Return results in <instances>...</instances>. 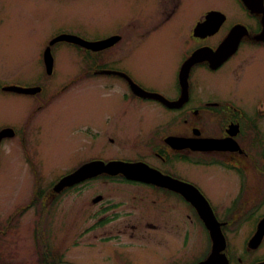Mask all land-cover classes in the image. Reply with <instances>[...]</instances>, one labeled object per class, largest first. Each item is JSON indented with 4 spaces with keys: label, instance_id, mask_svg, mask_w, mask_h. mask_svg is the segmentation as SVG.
<instances>
[{
    "label": "rangeland",
    "instance_id": "rangeland-1",
    "mask_svg": "<svg viewBox=\"0 0 264 264\" xmlns=\"http://www.w3.org/2000/svg\"><path fill=\"white\" fill-rule=\"evenodd\" d=\"M183 3L186 22L199 20L208 9L221 10L229 20L237 15L235 0H184ZM143 5V0H0V77L10 81L46 77L41 57L51 38L71 34L99 41L115 33L123 35L132 26L129 16H143ZM138 31L132 33L137 35ZM169 39L165 35L152 36L128 45L126 51L120 55L117 52L116 56H110V51L90 54L76 46L57 43L51 48L50 85L54 88L87 72L94 65L91 61L95 56L101 69H121L142 86L173 96L174 69L181 52L170 46ZM263 57L236 59L216 76L218 80L201 81V90L220 94H228L231 88L237 90L241 78L256 71L255 63L259 65ZM263 70L264 65L258 72L260 79ZM112 80L115 79L106 76L85 80L52 101L37 135L36 166L43 185L76 169L90 157H146L152 162L145 146L148 133L158 126L162 137L174 131H186L166 123L170 115L152 101L121 102L119 84ZM249 90L246 88L242 93L250 101L255 94ZM29 103L20 96H0V125L22 123ZM83 126L96 128L98 136L81 132ZM15 143V140L7 141L0 148V264H31L34 258H39L38 252L45 247L48 233L54 256L60 254L62 259L76 264H166L174 253L173 258L190 260V254L204 247L203 237L193 234L199 230L192 229L186 212L177 203L158 200L138 187L103 180L86 184L80 191L69 190L59 195L52 192L57 196L47 216L44 209L32 206L15 213L29 198L32 188L31 175ZM163 166L201 184L213 198H225L224 189L215 187L217 179L204 166L190 162ZM97 195L102 196L100 204L92 203ZM108 203L118 208L104 214ZM99 217L106 220L97 226ZM152 238H159L160 244ZM32 243H35V257ZM110 254L115 256L109 259Z\"/></svg>",
    "mask_w": 264,
    "mask_h": 264
},
{
    "label": "flooded vegetation",
    "instance_id": "flooded-vegetation-1",
    "mask_svg": "<svg viewBox=\"0 0 264 264\" xmlns=\"http://www.w3.org/2000/svg\"><path fill=\"white\" fill-rule=\"evenodd\" d=\"M183 2L184 0H143V16H129L132 26L125 30L129 34H126L125 31L123 35L115 33L111 37H118V39L109 49L104 50L110 51V56H116L117 52L120 55L122 51H126L128 45L138 44L152 36L165 35L170 38V46L176 47V50L181 52V59L176 61L179 64L174 69L173 89L175 94L173 96L142 86L130 74L121 69L115 71L125 74L126 77L116 74L88 75L94 72L87 71L65 80L64 83L56 85L54 88L50 85L53 81L51 75H45L46 77L41 75L37 79L24 81L15 79L10 81L0 77V96H20L30 102L22 123L0 125V131L5 128L13 131H10L12 136H5L0 140V148L4 142L15 140V146L23 155V165L32 178L29 198L15 213L24 210L27 206H32L44 209L46 215L48 208L57 196H53L51 193L54 181L43 185L40 169L36 166L39 140L37 135L42 130L41 119L48 113L52 101L64 96L76 84L99 76H106L115 79L112 81L118 82L121 89V102L146 103L145 101H152L158 108L160 107L170 115V119L166 123H170L175 128H186V131H174L175 133L162 137L159 131L160 126H158L150 134L148 133L145 146L148 148L147 154L150 159H153L152 162L146 157L138 159L110 157L105 159L96 156L86 159L81 164L92 160L143 162L165 176L190 184L207 202L205 203L194 190L188 194L194 198L195 202L198 201L203 206V213L208 214L206 221H209V224L204 222L201 210L198 211L196 206L181 193L164 187L131 181L121 175L96 176L72 188H67L61 193L64 194L69 190L80 191L86 184L103 180L107 183L138 187L148 191L152 196H156L158 200L177 203L186 212L192 229L195 227L199 230L194 231L193 234L203 237L204 247L190 254V260L182 261L179 257L173 258L176 255L174 253L166 264H264V76L261 79L258 76L260 68L264 65L263 15L250 11L241 0H235L238 6L237 15L232 20H229L221 10L208 9L203 12L199 20L195 21L194 19L195 22L192 23L193 21H185L182 12L186 10V7ZM164 16L166 18L163 20ZM161 19L163 20L162 24L159 23ZM203 23L204 25L197 28L198 24ZM135 29L139 30L137 35L132 33ZM236 41V50L216 69H211L208 61L190 67L187 77V96L183 97L185 99L177 108H169L157 98L140 97L132 90L131 82L145 92L159 95L168 102L180 101L182 88L179 74L182 64L197 50L209 49L214 52L220 46H226L230 42V45H233ZM120 43L122 44L119 45ZM83 51L86 50L83 49ZM101 52L94 54L99 55ZM256 56L263 57L259 65L258 62L255 63L256 71H251L247 76L241 78L237 90L231 88L227 91L228 94L206 93L205 90H201V81L210 83L218 80L216 76L224 69L229 68L236 59L247 57L246 59L249 60ZM94 59H96L95 56ZM41 60L43 61L42 57ZM10 86L39 87L40 91L32 95H24L7 91L6 88ZM246 88L255 94L252 95L254 98L250 101L242 93ZM200 92L206 94L203 95ZM80 131L98 136V131L93 127L85 128L83 126ZM169 137L189 140L190 147L172 146L167 142ZM31 143H34L32 148L29 147ZM172 162H190L196 166H204L208 171H211V177L215 176L214 178L217 179L215 187L224 189L225 198L215 199L204 190L201 184L187 176L171 171L169 167L164 168L163 165H169ZM69 172L71 171L63 174ZM154 201L156 200L154 199ZM100 202H102L100 195L92 199L94 204H100ZM105 207L104 214L110 211L115 212L118 208L116 204L112 203H108ZM14 216L15 214L11 218L13 219ZM98 220L97 226L106 219L101 220L99 217ZM33 235L37 238L36 233ZM46 235H48L46 237L48 241L45 243V247L39 250V258H34L31 264H76L62 259L60 254L54 256L51 249L50 233ZM152 239L160 244L159 238ZM186 239L185 235L183 244ZM34 246L35 243H32L34 252L32 255L35 257ZM113 256L115 254H110L108 257L111 259Z\"/></svg>",
    "mask_w": 264,
    "mask_h": 264
},
{
    "label": "water",
    "instance_id": "water-1",
    "mask_svg": "<svg viewBox=\"0 0 264 264\" xmlns=\"http://www.w3.org/2000/svg\"><path fill=\"white\" fill-rule=\"evenodd\" d=\"M244 5L252 12L262 13L263 15V24H264V6H263V0H242ZM203 24H198L197 28H200ZM264 35V32L262 36ZM264 37V36H263ZM118 39V37H111L100 41H86L80 37H77L75 35H69V34H60L56 37H54L46 47V49L43 52V63L45 66V71L48 75L52 73L53 70V57L51 54V46H53L56 43L59 42H66L73 45L80 46L82 48H85L87 50H91L93 52H98L104 49L109 48L113 45V43ZM231 43V42H230ZM224 45L220 46L215 52H208L206 50H198L194 52L191 57H189L181 66L180 74H179V81L182 88V99L177 102H168L163 97L158 95L149 94L147 92H144L138 87H134L133 91L136 95L141 96L143 98H157L159 99L163 104H165L169 108H177L182 104L181 102L186 98L187 96V77L188 72L190 70V67L194 64L201 63L203 61H208L210 63L211 68L216 69L218 66H220L229 56L233 54V52L236 50L237 41L230 45ZM210 51V50H209ZM226 51V52H225ZM103 74H114L112 71H102ZM7 91L15 92L18 94H25V95H31L35 94L40 91L39 87L35 88H21V87H8L6 88ZM185 97V98H183ZM10 130L8 129L2 130L0 132V140L5 136H12L11 133H9ZM12 132V131H11ZM167 142L173 146H188L190 147L189 140L181 139V138H168ZM108 175V176H117L121 175L125 177L128 180L132 181H139L143 183L152 184L159 187H165L169 190H172L174 192H179L184 197L191 201L198 211L201 212L203 216L204 222L208 225L209 221L207 220L208 214L203 213V206L198 201H194V198L190 197L188 194L191 193V191H188L186 186L183 184L172 180L170 178H167L165 176H162L158 172L154 171L153 169L146 166L144 163L136 162V163H127L123 161H110L108 163H104L102 161H92L86 164H83L78 169H76L74 172L62 177L54 186L52 191L55 193H60L64 189L72 187L76 184H79L81 182H84L87 179L99 176V175ZM198 202V203H197ZM215 239V237H214Z\"/></svg>",
    "mask_w": 264,
    "mask_h": 264
},
{
    "label": "trees",
    "instance_id": "trees-1",
    "mask_svg": "<svg viewBox=\"0 0 264 264\" xmlns=\"http://www.w3.org/2000/svg\"><path fill=\"white\" fill-rule=\"evenodd\" d=\"M93 63H94V65H92V67H91L92 70L88 69L89 73L95 71L97 68L98 63L95 60H93ZM90 74H92V73H90Z\"/></svg>",
    "mask_w": 264,
    "mask_h": 264
}]
</instances>
